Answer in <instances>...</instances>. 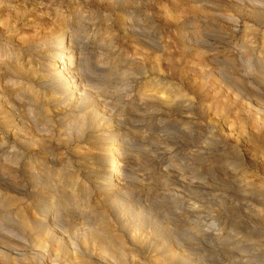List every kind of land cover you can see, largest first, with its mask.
Here are the masks:
<instances>
[{"label":"rangeland","instance_id":"374dc122","mask_svg":"<svg viewBox=\"0 0 264 264\" xmlns=\"http://www.w3.org/2000/svg\"><path fill=\"white\" fill-rule=\"evenodd\" d=\"M217 1L0 0V61L3 59L14 63L11 55L6 57L10 48L13 52H21L18 56L20 59H24L25 55L26 58L31 56L32 65L35 62L51 60L49 52L44 50L38 58H34L29 48L39 43L44 44V40L50 35L57 36L62 31H66L67 36L71 35L79 43L80 61L76 65L83 74L84 84L87 85L84 98L73 106H67V101L52 96V85L46 77L42 79L35 75L30 78L25 72H21L18 76L13 70L10 71V68L6 69V66L2 69L6 72L10 85V87L7 85L5 93H2L3 97L9 99L8 103L20 110L25 118L24 122L33 125L31 128H35L37 124L40 129L45 128L43 131L46 135L43 139H49L52 145L49 147L50 143L45 141L44 147L54 148V152L60 155V161L66 163L65 167L72 170V174L76 173L75 178L78 177L76 188L79 187L78 190H81V196L79 195L81 198L77 196L79 200L77 206L76 204L72 206L71 201L64 200L63 197L57 201L62 213H59L58 218L61 220L54 229V239H49L46 235L47 239L45 234L41 235V238H46V243L48 242L45 251L49 249L48 251L58 253L59 256L65 255L66 252L70 256L73 253L86 256L89 254L90 245L83 246L81 239L89 233V228H101L102 222L98 212L93 211L95 212L93 213L88 208L85 210L83 204L88 202L89 205L93 203L91 206L96 205L97 210L104 208L102 214L103 216L106 214L105 221L111 222L109 226L111 232L127 237L134 230L144 234L147 241L143 246L152 250L153 255H156L158 248L163 249L164 245H169L167 240L179 242L178 237H181L183 239L181 242L187 247L185 251L187 256L183 258L181 264H264V232L244 235L232 232L223 245H219L216 241L202 243L200 239L193 237L191 227L186 224L183 214L188 203L199 201L201 193L194 188L189 193L185 183L188 180L195 182L203 180L197 171L194 148H189L184 138L183 103L178 101L176 106L164 108L158 102L148 104L138 99V95L142 92L143 95L148 93L159 96L158 92L165 91L166 86H168L166 94H169L170 88L182 92L188 89L190 95L196 96L192 107L194 109L192 114L195 117L200 114L197 108L203 96L206 104L214 103L218 97L216 95L221 96V93L226 95L229 102L232 101V97L226 94L225 88L222 89L223 87L217 82L219 86L213 77H209L210 80L202 84L205 49L210 53L219 52L217 54L221 58L230 57L235 60L236 55L238 58L243 57L241 52L250 54L254 48L253 54H250L251 59L257 58L258 55L264 59L262 49L264 44H261L264 43V34H262L264 24L257 20H264V10L258 9L255 13L256 17H251L246 7L248 0ZM225 2L227 3L223 4ZM213 4L220 11L219 17L218 13L210 10ZM226 7L231 13L224 11ZM223 11L232 16V19L228 20L233 22L222 19V14H225ZM126 17H130L131 21L125 22L123 19ZM249 27L250 32H245ZM243 35L247 41L241 38L244 37ZM61 36H57L60 42ZM248 36L253 39H248ZM235 39H240V42ZM242 40L245 42H241ZM245 43L253 45L247 46ZM238 44H242L241 47H238ZM236 69L245 72V69L239 65H236ZM26 78H30L35 83L38 103L32 102L30 95L27 94ZM209 99L210 103L207 102ZM209 113L208 118H211L212 125H215L219 133L221 132L219 137L222 142L224 141L228 147L238 146L243 153L247 152L246 154L252 156V151L249 149L251 143L246 138L233 139L234 132L229 129L232 115L220 125L218 121L212 120V112ZM248 113L251 115L250 111ZM5 114L0 110V132L3 130L2 117L8 115ZM109 128H116L119 133H113L112 137L106 132ZM248 130L251 128H247L246 132ZM32 132V135L35 134L39 139L35 129H32ZM103 133H106V138L102 146L110 141L114 144L113 153H105L93 146V142ZM34 143L35 141L32 143L35 145L34 148L31 143L29 149L23 147L27 149L25 154H30L28 153L29 150L32 151L30 148L36 150L37 144ZM187 150L192 151L193 156H190ZM51 151H37L35 156L43 157L48 152L54 153ZM112 162L119 167L117 172L122 179L120 182L124 185V190L120 197H112L110 207L106 205L104 207L98 189V181L101 179L94 174ZM253 166L246 175L251 181H259L260 172L264 170V151L261 155L259 153V158ZM39 170L36 168V171ZM44 176L45 174L37 172V180L40 183L46 182ZM82 183L83 185L80 186ZM30 185L31 183H27L25 187L28 192L31 191ZM0 193L4 196L5 194L16 196L1 183ZM1 201L4 204L5 201L3 199ZM36 203L34 193H30L21 203L26 214L33 221H35L34 216L36 218L39 216L34 209ZM143 206H146V209L141 208ZM5 207L10 208L8 205ZM113 210L114 214H111ZM226 215L224 211L220 212L218 220L222 221ZM8 220L4 223L6 222L8 228H13L15 234L12 231L9 233L13 237L23 236L27 245L24 248H27L10 249L9 246L0 244L2 245L0 264H40V259L34 255L38 250L44 251L36 246L34 240L36 238L38 240L40 236L36 233L38 237L33 234L31 236L30 233L22 232L17 228L15 221H18V218L13 212ZM66 244H72V252L71 248H68L71 246ZM121 258L125 260L122 256L116 257L117 263L124 262ZM141 262V264H152L147 263V260Z\"/></svg>","mask_w":264,"mask_h":264},{"label":"bare ground","instance_id":"6f19581e","mask_svg":"<svg viewBox=\"0 0 264 264\" xmlns=\"http://www.w3.org/2000/svg\"><path fill=\"white\" fill-rule=\"evenodd\" d=\"M227 2L229 1L227 0ZM227 2L223 4H226ZM204 5L206 6V4ZM231 6L235 7V5L232 4ZM215 7L213 4L212 7L210 6V10L214 13H218L217 16L219 17L220 11ZM246 7L248 14L251 15V17H256L255 13L258 11V9L261 11L264 10V0H248V5ZM226 10L229 12L227 7L224 11ZM249 15L247 16L246 14L248 18H250ZM222 16L223 20H228L230 18L232 19V16L227 15L226 13L222 14ZM123 20H125L127 23L131 21L130 17H126ZM257 20L264 24V20ZM229 21L232 20H228L227 22ZM234 22L236 23L235 20ZM253 28L255 27L253 26ZM248 29L245 32H250V27ZM102 32H104V30ZM66 34V31H62L61 33L57 34V36L63 35L61 36V42L58 40V37L55 34L52 36L50 35L45 40L43 39L44 44L39 43L38 45L29 48L31 55L34 56V58H38L41 55V51L44 50L49 52V57L51 60L47 59L42 63L35 62V64L32 65L31 56L26 58L25 55L26 59L24 57V59H20L18 56L21 54V52H13V49L10 48V50L8 49L9 55L6 57L11 55L14 63H10L9 61L7 62L3 59L0 61V110L2 113L9 115L2 117L1 120L3 130L0 132V183L5 186L6 189L14 192L16 195L11 196V194H9L8 196L5 194L4 196L0 193V198L5 201L4 205L1 201L2 199H0L2 202L0 204V244H4L6 247L9 246L8 248L10 249L27 248H24L26 242L23 240V236H20V238L18 236L13 237L9 233L13 230V228H8V226L5 224L6 222L4 223V221L8 220L12 212L18 218V221H15L17 222V228H20L22 232L26 231L30 233L31 236L32 234L34 236L35 233L38 234L40 236L39 239H34L36 246L44 250L47 249L48 246V242L46 243V240L48 238H55L54 229L57 227V222L61 220L58 218L60 208L57 206V201L63 197L64 200H70L72 203L70 204L72 206L73 204H76L77 206V202L79 201L77 196L79 198V195L81 194V190H78L79 187L76 188L78 186V177L75 178L76 173L72 174V170H69L65 167L66 163L60 161V155L58 156L57 152H54V148L44 147V145H46L45 141L50 143L49 139H43L46 135L43 131L45 128L43 127L44 129H40L38 124L35 126V128H31L33 125L24 122L25 118H23L20 110H18L17 107L13 106L11 103H8L9 99L6 100V97H3L4 95H2V93L7 88V85H9L8 78L5 75L6 72L2 70L6 66V69L10 68V71L13 70L18 76L21 75V72H25L28 76H30V78H33L35 75L36 77L38 75L39 78L42 79L46 77L49 84L53 86H51L53 89L52 96H55L56 98L59 97L64 101H67V106H73V104H77L79 100L84 98L87 85L84 84L85 82H83L84 79L82 72L77 69V65L80 61V49L78 47L79 43L74 40L71 35L67 36ZM244 37L241 38L246 40V37ZM249 38L250 37L248 36V39ZM252 39L250 38V40ZM245 40H242L241 42H245ZM250 40H248V42H250ZM246 43L245 45H247ZM241 45L238 44V47H241ZM262 49L264 50V48ZM76 50L79 51L76 52ZM205 50L206 51L204 52V58L202 62L204 65V69L202 68V84H205L207 80H210L208 79L209 77H213L216 83L218 82L223 87L222 89L225 88L227 92L226 94L232 97V101L229 102L226 95H222L221 93V96L220 94L216 95L218 97L215 96L216 100L214 103L212 102V104H206L203 96L201 97V102L199 103L200 106L197 108L200 114L199 116L195 117L192 114V110H194L192 107L194 106L196 96L192 94L190 95L188 89L182 92L179 89L177 90L175 88H170V92H168L169 94H166V90H168V86H166L165 91L162 90L158 92L159 96H154V94L148 95V93L147 95H143L142 92L138 95V99L140 102L148 104L149 102H158L164 108H170V106L173 107L174 105L176 106L178 101L183 103V116L185 119L184 138L186 139L187 146L192 149L194 148L193 152L195 155L194 159L196 160L197 171L198 174L200 173V178L203 180L202 182H195L193 180L187 179L188 181L185 183L187 191L191 193L194 188L195 190L197 189L201 195L199 196V201L190 202L186 205L183 217L186 218V224L191 227L190 230L193 232V237L200 239L202 243L216 241L219 245H223L227 237L230 236V233L232 232L243 235L255 232H264V170H261L260 172L261 178L259 181H251V179H248L246 175L249 169L254 167L253 164L259 158V153L261 155V153L264 151V59L260 55H258L259 57L257 56V58L254 56L256 59H251L252 55L250 54H253L252 52L250 54H244V52H241V54L243 53L244 56H240L238 58V55H236L237 59L234 60L230 57L224 56V58H221L217 54L219 52L210 53L209 50ZM258 52H260V50H258ZM248 56H250V58ZM236 65L243 67L245 72L243 70L242 72L238 71L239 69H236ZM30 78H26L25 80V84H27V94L30 95L32 102L38 103V96L35 90L36 88H34L35 83ZM12 90L14 89L12 88ZM209 98L211 97L209 96ZM211 100L213 101V99ZM209 101L210 99L207 102ZM248 111H250L251 115H249ZM209 112H212V120L218 121L221 123L220 125L223 124L222 122L225 119H228L232 115L233 119H230L229 129L234 132V135L232 133L233 139L239 140L243 137L246 138L247 141L251 143L249 145L250 148H248L251 149L252 156L246 154V151V153H243L238 148V146L237 148L234 146L228 147L224 141L222 142L219 137L221 132L219 133L218 129H215V125L213 126L211 123V118H208L210 114ZM247 128H251V130L246 132ZM32 129H35V133L38 134L37 137H39V139L36 138L35 134V136L32 135L34 132H32ZM106 132L111 134L112 137L113 133H119L116 128H109L106 130ZM105 138L106 133H103L100 137L98 136L97 140L93 142V146L97 147L101 151H104L105 153H113L114 144L110 143V141L109 143L102 146L104 144ZM34 141L37 144V148L35 147L36 150L33 149V146L35 145L32 143ZM121 142L123 144L122 140ZM29 144L32 145L33 148H30L32 151L29 150L28 153L30 154L27 155L24 152L29 149ZM117 144L119 145L120 142ZM50 145L52 144L50 143L48 146L50 147ZM23 147H26L27 149ZM41 150H52L51 152L54 153L48 152L47 154H44L43 157L35 156V154H37L36 152ZM191 152L189 151L188 154L193 156ZM36 168L40 170L36 171ZM118 168L119 167L114 162H112L99 172L95 170L97 172L95 174L97 175L94 174V176H98V178L101 179L98 181V189L100 191L101 198H103L102 204L104 207L105 205L110 207L112 197H120L123 194L124 185L120 182L121 178H119V174L117 172ZM37 172L45 174L44 178L46 179V182L40 183L37 180ZM27 183H31L30 192H28V189L25 188ZM82 185L83 183L80 186ZM83 188L84 187H82V189ZM30 193H34V196L37 199L34 209L37 215L39 214V216L38 218L34 216V220L36 222L30 219V217L26 214L24 207L21 205L23 199H27ZM18 202H20V204H18ZM89 204L88 202L83 204L85 210L88 208L91 210V212H98L100 221L102 222L101 228H89V233L85 234V238L81 237L83 246L87 247L90 245L89 254L86 256L84 254L74 255L73 253L72 255L70 253L72 255L70 256L66 252L65 255L63 254L62 256H59L57 255V252V254H55L53 251H48L49 249L42 252L37 248L36 250H38V252H36L34 255L40 259V264H121V262L117 263L115 260L117 256H122L125 258V260L122 258L121 259L125 263L128 261L129 264H141V260H147V263L152 264H181L183 258L187 256L185 253L187 247L183 242H181L183 240L181 237H178L180 238L178 239L179 242L167 240L169 245H164L163 249L158 248L156 255L151 254L152 250H148L147 247L143 246L147 241L144 234L134 230L127 237L113 231L111 232V230H109L111 222H108L109 220L105 221L107 220L106 214L104 216L102 214L104 208H102L103 210H97L95 207L96 205L91 206L93 203L91 205ZM6 205H8L11 209L8 207L6 208ZM141 208L146 209V206ZM223 211L227 213V215L224 216L222 221H219L218 214ZM111 214H114V210L111 212ZM14 219L16 218L14 217ZM77 220L79 221V218ZM82 223L83 222H81V224ZM13 234L15 233L13 232ZM44 234L45 237L46 235L48 236V238L46 237L47 239L41 238V235L44 236ZM35 237L38 236L35 235ZM53 239L51 241H53ZM66 245L71 246L68 248H71L72 252V244ZM1 246L2 245H0V248ZM17 250H15V253H17ZM17 254L19 256V253ZM124 262L122 264H124Z\"/></svg>","mask_w":264,"mask_h":264}]
</instances>
